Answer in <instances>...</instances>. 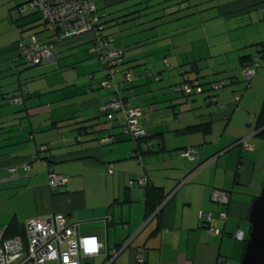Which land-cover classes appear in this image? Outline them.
Returning <instances> with one entry per match:
<instances>
[{"label": "crops", "instance_id": "1", "mask_svg": "<svg viewBox=\"0 0 264 264\" xmlns=\"http://www.w3.org/2000/svg\"><path fill=\"white\" fill-rule=\"evenodd\" d=\"M95 1L111 45L125 52L121 94L144 107L140 119L153 149L135 161L139 145L124 132L125 119L101 108L114 94L102 86L106 71L93 33L59 40L29 2L0 0V229L22 234L26 219L63 213L104 242L94 264H106L109 251L129 240L117 264H140L142 247L147 264H242L251 204L264 183V66L249 81L243 62L264 50V0ZM31 33L54 43V56L28 67L18 41ZM186 76L226 85L177 92ZM21 81L25 101L2 100ZM192 145L199 156H182ZM50 162L69 178L66 185L50 186ZM141 176L167 195L149 218L146 185H130ZM215 190L228 192L229 202L215 201Z\"/></svg>", "mask_w": 264, "mask_h": 264}, {"label": "built area", "instance_id": "2", "mask_svg": "<svg viewBox=\"0 0 264 264\" xmlns=\"http://www.w3.org/2000/svg\"><path fill=\"white\" fill-rule=\"evenodd\" d=\"M42 13L47 21L48 27L61 32L63 38L91 32L94 36L95 50L103 65L109 72V77L104 81L106 86L121 87V83L115 81L118 67L123 61L124 50L113 47V38L104 33L106 24L101 22L97 13L95 0H27ZM20 50L27 62L31 64L40 63L42 60H51L54 52L48 45H42L36 36L24 38L20 42ZM264 65V56L256 55L251 63L244 65L243 73L247 80L256 74L258 69ZM148 73V72H146ZM224 80L210 82L209 85L193 81L186 76L185 79L176 84L174 89L183 94L203 93L207 90H217L225 86ZM20 95L14 96V101H20ZM241 92L233 93V100L239 102ZM101 108L108 112V117L113 118L120 113L125 118L124 131L138 140L146 136L147 132L141 122L144 107L132 105L120 96H116L109 103L103 104ZM112 139L106 137L104 140ZM245 147L253 149L254 146L247 138L240 140ZM199 146H188L181 150V155L190 159L199 156ZM25 167L29 169L30 164ZM15 172L16 166L12 167ZM112 171V169L110 168ZM69 178L49 168V184L52 188L63 184L66 185ZM146 176H141L137 181L132 180L130 185L147 184ZM213 199L221 203L229 202V193L223 190H215ZM160 207L151 215L156 214ZM203 222H211L210 213L202 212ZM25 228L28 238V247L22 234L5 237V231L0 229V264H48L56 261L58 264H84L102 252L104 242L96 233H81L79 222H70L63 213H55L46 216L31 217L25 220ZM211 233H219L220 230L209 226ZM131 243V240L123 245L109 251V259L106 264H117L120 253ZM136 260L140 264H147V248L142 247L136 253Z\"/></svg>", "mask_w": 264, "mask_h": 264}, {"label": "trees", "instance_id": "3", "mask_svg": "<svg viewBox=\"0 0 264 264\" xmlns=\"http://www.w3.org/2000/svg\"><path fill=\"white\" fill-rule=\"evenodd\" d=\"M26 2H28L27 0H25ZM30 3V2H29ZM31 4V3H30ZM32 5V4H31ZM33 6V5H32ZM34 7V6H33ZM40 14H41V16H42V13L40 12V10H38L36 7H34ZM98 13V12H97ZM42 18H43V20H44V24H45V26H46V28L49 30V31H51V32H53V33H55V34H57L58 35V39L59 40H62V39H66V38H63L62 37V35H61V32H59V31H56V30H52V29H50L49 27H48V24H47V21L45 20V18L42 16ZM100 20H101V17H100ZM101 22H104V21H102L101 20ZM104 33H105V30H104ZM83 34V33H82ZM106 35H108L107 33H105ZM32 36H36V38H37V40L39 41V43L40 44H42V45H48V46H50L51 47V49L53 50V47H54V43H52V42H48V43H43V42H41L40 40H39V38H38V36H37V34L36 33H31V34H28V35H24L23 37H21L20 39H19V41H18V58L19 59H22L23 60V62H24V64L26 65V66H30V67H33V66H38V65H40L41 63H43V62H45L46 60H42L40 63H36V64H31V63H29V62H27L26 61V59H25V57H24V55H22V53H21V50H20V42H21V40L22 39H24V38H30V37H32ZM76 36H78V35H76ZM71 37H74V36H71ZM71 37H67V38H71ZM93 44H94V36H93ZM94 48H95V44H94ZM261 51H264L263 49L262 50H259V54H261L262 56H264V54L261 52ZM95 53H96V50H95ZM124 54H125V52H124ZM97 55V54H96ZM98 56V55H97ZM99 58V57H98ZM100 59V58H99ZM101 60V59H100ZM253 61V58H248V59H246L244 62H243V64H246V63H251ZM123 62H124V55H123V61H122V63L119 65V67H118V72H117V74H116V76H115V81L117 82V83H121V87L119 88V89H117V87L116 86H106V85H104V81L109 77V72H108V70L105 68V66L103 65V63H102V61H101V63H102V65H103V68L105 69V71H106V78L102 81V86L103 87H105V88H109V89H111L112 91H113V97H112V99L110 100V101H112L116 96H120V97H122L123 98V96H122V94H121V92H122V90H123V86H124V82L123 81H120V80H118V78H117V75H118V73L120 72V70H121V66H122V64H123ZM264 66V65H263ZM262 66V67H263ZM261 68V67H260ZM259 70V69H258ZM148 73H150V71H147ZM220 80H224V79H220ZM215 81H218V80H215ZM225 81V80H224ZM210 82H213V81H210ZM226 82V81H225ZM201 84H203V83H201ZM207 84V83H206ZM206 84H204V85H206ZM226 85V84H225ZM210 91H212L211 89H210ZM238 92H240V91H238ZM28 93V85H27V82H25V81H21L20 83H19V85H18V88H17V92L15 93V94H13V95H11V94H9V93H3L2 95H1V98H2V100H4V101H8L9 103H11V104H21V103H23L24 101H25V97H26V94ZM16 95H20L21 97H22V99L20 100V101H14V96H16ZM124 99V98H123ZM125 100V99H124ZM109 101V102H110ZM109 102H107V103H109ZM107 112V111H106ZM107 114H108V112H107ZM124 118V117H123ZM125 119V118H124ZM125 124V123H124ZM123 129H124V125H123ZM125 132V131H124ZM126 133V132H125ZM128 134V133H127ZM130 135V134H129ZM131 136V135H130ZM132 137V136H131ZM133 138V137H132ZM134 139V138H133ZM144 139H146V141H148V143H147V147H146V150H144V151H142V149L140 150V143L144 140ZM110 140V139H109ZM136 140V139H135ZM151 140H153V138L150 136V137H142V138H140V139H138V140H136L137 141V144L139 145L138 146V148L136 149V152L133 154V158H134V160L135 161H137V162H142L141 160H142V157H143V154H145V153H147V152H150V151H152V146H153V143H152V141ZM242 144V143H241ZM42 145H46V144H41V145H38V147H41ZM48 148V147H47ZM39 152H40V149H39ZM142 152H143V154H142ZM40 157V154L39 153H37L35 156H33V159H37V158H39ZM26 163H28V164H30V165H32L31 164V162H25L23 165L25 166V164ZM50 167H53V164H52V162H50V164H49V167H48V176H49V168ZM26 168V167H25ZM31 168V167H30ZM29 168V169H30ZM54 168V167H53ZM110 168L112 169V171L110 170ZM27 169V168H26ZM55 170V169H54ZM113 170H114V166H113V164H110V166H108V171L109 172H113ZM56 171V170H55ZM138 179H136V180H134V181H137ZM144 185H146V191H147V193H146V205H147V213H146V216H147V218H149L159 207H160V205L164 202V199L167 197V195H165V193L164 192H162L161 190V188H159V187H157V186H155V185H153L152 183H147V184H144ZM159 212V211H158ZM158 212H156V214H158ZM13 235H15V234H8L7 233V231H5V237H10V236H13ZM131 244V243H130ZM130 246V245H129Z\"/></svg>", "mask_w": 264, "mask_h": 264}, {"label": "water", "instance_id": "4", "mask_svg": "<svg viewBox=\"0 0 264 264\" xmlns=\"http://www.w3.org/2000/svg\"><path fill=\"white\" fill-rule=\"evenodd\" d=\"M249 220L251 229L247 239L242 264H264V183L261 192L255 196L251 204ZM22 235L28 247V238L25 224ZM84 264H90L86 261Z\"/></svg>", "mask_w": 264, "mask_h": 264}, {"label": "rangeland", "instance_id": "5", "mask_svg": "<svg viewBox=\"0 0 264 264\" xmlns=\"http://www.w3.org/2000/svg\"><path fill=\"white\" fill-rule=\"evenodd\" d=\"M205 93V92H204ZM92 262H93V264H94V261H93V259H90ZM48 264H58L56 261H53V262H49Z\"/></svg>", "mask_w": 264, "mask_h": 264}]
</instances>
